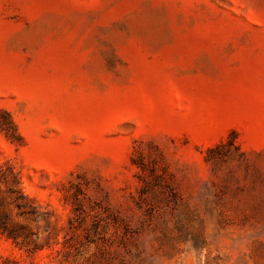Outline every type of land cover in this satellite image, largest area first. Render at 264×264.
<instances>
[{
	"label": "rangeland",
	"instance_id": "374dc122",
	"mask_svg": "<svg viewBox=\"0 0 264 264\" xmlns=\"http://www.w3.org/2000/svg\"><path fill=\"white\" fill-rule=\"evenodd\" d=\"M0 264H264V0H0Z\"/></svg>",
	"mask_w": 264,
	"mask_h": 264
}]
</instances>
